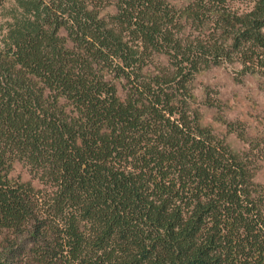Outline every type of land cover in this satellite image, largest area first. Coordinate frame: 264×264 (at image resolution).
Masks as SVG:
<instances>
[{
    "label": "trees",
    "instance_id": "1",
    "mask_svg": "<svg viewBox=\"0 0 264 264\" xmlns=\"http://www.w3.org/2000/svg\"><path fill=\"white\" fill-rule=\"evenodd\" d=\"M221 65L264 90V0H0V264H264V135L194 93Z\"/></svg>",
    "mask_w": 264,
    "mask_h": 264
},
{
    "label": "rangeland",
    "instance_id": "2",
    "mask_svg": "<svg viewBox=\"0 0 264 264\" xmlns=\"http://www.w3.org/2000/svg\"><path fill=\"white\" fill-rule=\"evenodd\" d=\"M237 69V65H221L200 71L194 81V93L202 122L241 150L245 144L235 133L227 134L226 124L236 123L237 129L244 128L250 137L264 135V90L259 77L241 76ZM13 175L29 178L21 164L15 165ZM256 181H264V163Z\"/></svg>",
    "mask_w": 264,
    "mask_h": 264
}]
</instances>
